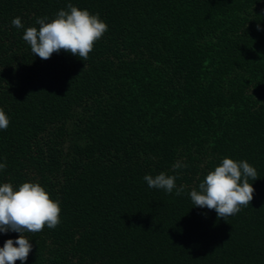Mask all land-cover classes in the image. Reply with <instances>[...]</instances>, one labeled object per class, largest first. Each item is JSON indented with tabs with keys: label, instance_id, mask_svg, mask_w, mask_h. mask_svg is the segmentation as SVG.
Returning a JSON list of instances; mask_svg holds the SVG:
<instances>
[{
	"label": "trees",
	"instance_id": "1",
	"mask_svg": "<svg viewBox=\"0 0 264 264\" xmlns=\"http://www.w3.org/2000/svg\"><path fill=\"white\" fill-rule=\"evenodd\" d=\"M68 4L108 30L86 60H41L24 31ZM0 110V184L60 206L24 264H264V0H0ZM224 158L258 179L220 219L188 193ZM161 172L180 196L147 186Z\"/></svg>",
	"mask_w": 264,
	"mask_h": 264
},
{
	"label": "clouds",
	"instance_id": "2",
	"mask_svg": "<svg viewBox=\"0 0 264 264\" xmlns=\"http://www.w3.org/2000/svg\"><path fill=\"white\" fill-rule=\"evenodd\" d=\"M47 20V17L36 19L39 28L28 27L22 37L31 53L41 60H47L61 50L81 61L86 60L95 42L108 30L98 15L71 4L67 5V10L58 11L50 22ZM11 23L17 29L23 28L19 17L13 18ZM8 124V117L0 110V130H6ZM6 167L5 163H0V170ZM172 167L176 171L187 165L177 162ZM143 179L149 188L162 189L169 194L175 189L176 195L180 196L184 191L183 185L177 188L175 175L161 172L154 177L145 175ZM249 179H258L253 166L247 161L224 158L219 166L207 173L198 190L193 189L188 195L194 207L214 210L218 218L224 219L250 205L254 188ZM59 223V201H53L38 183L25 182L18 189H14L11 183L0 184V233H19V238L6 240L0 248V264H15L18 260L24 264L32 251L24 233L41 232L45 226L55 229Z\"/></svg>",
	"mask_w": 264,
	"mask_h": 264
}]
</instances>
